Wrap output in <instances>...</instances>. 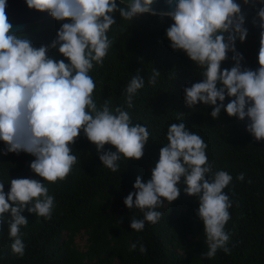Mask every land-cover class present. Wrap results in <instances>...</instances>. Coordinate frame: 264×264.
Segmentation results:
<instances>
[{"label": "clouds", "instance_id": "clouds-1", "mask_svg": "<svg viewBox=\"0 0 264 264\" xmlns=\"http://www.w3.org/2000/svg\"><path fill=\"white\" fill-rule=\"evenodd\" d=\"M155 2L26 0L29 8L47 10L56 20H66L50 45L36 47L10 31L12 25L4 12L6 0H0V141L5 142L6 152L32 154L35 159L30 168L43 178H11L7 191L0 180V229L7 224L13 253L24 255L21 227L28 223L22 214L25 210L51 219L54 196L45 181H62L71 172L77 156L70 145L81 130L96 145L102 165L112 172L119 169L121 156H143L150 133L146 125L133 123L127 109L133 107L145 79L136 73L126 84L123 94L127 108L110 107L107 99L97 106L93 99L96 85L89 73L94 64H103L112 44L107 33L116 23L113 13L129 21L143 13L157 15L152 7ZM165 2L173 4V0ZM260 4V66L255 70L242 66L243 54L236 50L235 41L243 42L248 33L237 0H175L173 9L160 13L173 21L166 29L170 47L183 50L202 69L203 78L183 89L185 104L189 108L198 103L212 105L213 118L220 116L222 108L229 116L247 118L246 130L256 140H264V0ZM49 47H58L67 62L50 57ZM228 52L233 53L235 63L221 68ZM158 75L154 69L148 83L154 85ZM226 97L230 99L224 103ZM166 138L151 177L145 181L138 175L133 183L135 191L123 198L127 208L143 213L142 219L130 220V228L139 232L145 221L159 222L163 215L159 206L180 195L182 182L183 192L199 201L195 211L203 222L207 244L202 255L212 258L218 249L230 253L225 225L231 218L232 200L224 189L232 182V175L224 169H213L206 154L207 143L184 121L169 124ZM106 143L115 150H105ZM236 179L243 180L244 173L237 174ZM136 248V243L130 245V249ZM139 251H147L142 242Z\"/></svg>", "mask_w": 264, "mask_h": 264}, {"label": "trees", "instance_id": "trees-1", "mask_svg": "<svg viewBox=\"0 0 264 264\" xmlns=\"http://www.w3.org/2000/svg\"><path fill=\"white\" fill-rule=\"evenodd\" d=\"M244 15L246 39L235 41L236 50L243 54L242 66L255 70L260 47L258 9L260 0H237ZM123 6V5H121ZM116 23L107 35L112 41L102 65L94 64L90 75L95 82L93 99L100 106L107 99L110 107L124 105L123 90L133 75L145 79L144 86L127 109L133 123L147 126L149 141L141 158L121 156L119 169L112 172L102 165L96 145L81 133L70 145L77 162L64 180L47 182L54 196L51 219L38 217L25 210L28 223L21 227L25 243L24 255L12 252V240L7 224L0 229V264H264V140H256L247 130L245 120L229 116L222 108L218 118L210 113L212 105L198 103L189 108L184 101L183 89L201 80L202 69L183 50H174L166 36L173 21L167 15L143 13L133 21L113 13ZM65 21L51 15L17 33L34 46L50 45L57 30ZM50 57L64 59L58 47H49ZM233 53L221 62V68H230L235 61ZM156 69V83L148 77ZM230 98L226 97L224 103ZM184 121L186 127L200 135L207 143L206 154L213 169L228 171L233 180L224 191L232 200L230 220L225 225L229 233L230 253L218 249L215 256L203 254L207 244L203 222L197 217L199 201L183 192L171 203L159 209L163 215L159 222L145 221L137 232L130 228L132 218L142 219L138 208L129 209L123 198L135 191L133 183L139 175L147 181L151 168L159 158V149L167 143L168 125ZM0 141V180L5 191L11 178L33 177L43 180L30 168L35 157L25 151L6 152ZM104 149L115 150L110 144ZM243 172L244 179H236ZM88 232L86 250H79L75 237ZM147 249L139 251V243ZM136 243V249L130 245Z\"/></svg>", "mask_w": 264, "mask_h": 264}, {"label": "water", "instance_id": "water-1", "mask_svg": "<svg viewBox=\"0 0 264 264\" xmlns=\"http://www.w3.org/2000/svg\"><path fill=\"white\" fill-rule=\"evenodd\" d=\"M152 7L157 14L164 13L175 7V0H173L172 5L167 4L165 0H156ZM4 12L8 22L12 25L10 31L16 34L25 31L32 24L41 22L50 16L47 10L40 11L29 8L26 0H6Z\"/></svg>", "mask_w": 264, "mask_h": 264}, {"label": "rangeland", "instance_id": "rangeland-1", "mask_svg": "<svg viewBox=\"0 0 264 264\" xmlns=\"http://www.w3.org/2000/svg\"><path fill=\"white\" fill-rule=\"evenodd\" d=\"M163 205H167V201L163 202ZM75 245L76 248L79 250H86L88 246V232L83 230L80 233H78L75 237Z\"/></svg>", "mask_w": 264, "mask_h": 264}]
</instances>
